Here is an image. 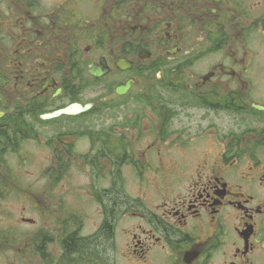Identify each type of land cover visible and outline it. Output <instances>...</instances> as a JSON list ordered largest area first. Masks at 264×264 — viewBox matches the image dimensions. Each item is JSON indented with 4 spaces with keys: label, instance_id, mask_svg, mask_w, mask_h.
<instances>
[{
    "label": "flooded vegetation",
    "instance_id": "1",
    "mask_svg": "<svg viewBox=\"0 0 264 264\" xmlns=\"http://www.w3.org/2000/svg\"><path fill=\"white\" fill-rule=\"evenodd\" d=\"M260 107L264 0H0V264H264Z\"/></svg>",
    "mask_w": 264,
    "mask_h": 264
},
{
    "label": "rangeland",
    "instance_id": "2",
    "mask_svg": "<svg viewBox=\"0 0 264 264\" xmlns=\"http://www.w3.org/2000/svg\"><path fill=\"white\" fill-rule=\"evenodd\" d=\"M18 173H20V172L18 171ZM39 175H40V173H39L38 169L37 168H32L31 171H28V173L26 174L25 179H24V183L25 184L32 183L33 181L37 182L38 181L37 178L39 177ZM149 177L150 176H148L147 178H149ZM147 184L148 183L146 182V185ZM135 190H136V187H135L134 191Z\"/></svg>",
    "mask_w": 264,
    "mask_h": 264
},
{
    "label": "water",
    "instance_id": "3",
    "mask_svg": "<svg viewBox=\"0 0 264 264\" xmlns=\"http://www.w3.org/2000/svg\"><path fill=\"white\" fill-rule=\"evenodd\" d=\"M259 110H262V111H264V108L260 107V108H259Z\"/></svg>",
    "mask_w": 264,
    "mask_h": 264
}]
</instances>
